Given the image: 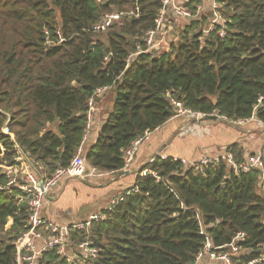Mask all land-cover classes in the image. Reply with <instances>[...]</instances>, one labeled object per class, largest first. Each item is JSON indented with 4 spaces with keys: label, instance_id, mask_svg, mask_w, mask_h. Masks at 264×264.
Returning a JSON list of instances; mask_svg holds the SVG:
<instances>
[{
    "label": "trees",
    "instance_id": "trees-1",
    "mask_svg": "<svg viewBox=\"0 0 264 264\" xmlns=\"http://www.w3.org/2000/svg\"><path fill=\"white\" fill-rule=\"evenodd\" d=\"M217 2L225 38L220 25L205 34L211 5L197 15L201 3L191 0L193 17L171 28L168 49L141 54L127 68L128 56L145 48L163 0H0V165H13L19 148L47 176L69 167L86 131L88 103L103 87H112V106L84 159L88 171L104 176L124 172L134 141L172 120L168 93L194 113L264 123V0ZM136 7L138 18L93 31L106 14ZM226 151L245 158L238 145ZM1 185L0 264H15L31 208L3 174ZM117 200L93 225L99 256L85 264H194L206 246L198 214L214 248L245 233L240 248L252 260L264 245L258 171L237 175L221 163L199 173L171 157L156 158ZM70 240L75 248L81 234L72 232ZM40 264L66 261L51 251Z\"/></svg>",
    "mask_w": 264,
    "mask_h": 264
},
{
    "label": "built area",
    "instance_id": "built-area-1",
    "mask_svg": "<svg viewBox=\"0 0 264 264\" xmlns=\"http://www.w3.org/2000/svg\"><path fill=\"white\" fill-rule=\"evenodd\" d=\"M106 1L108 0H101V2ZM190 2L191 0H163L162 8L155 22V27L145 36V48L142 49L138 47L137 52L128 56L126 59L127 68L136 57L141 54L168 49L171 34L168 25L172 19L187 22L193 17L192 12L188 8ZM220 9L221 5L217 0H214L211 7V21L204 32L206 35L214 32L217 29V25H220L221 29L218 35L223 39L226 37L227 33L225 28L226 21L221 16L219 12ZM203 12L202 5H198L197 15ZM139 15V7L129 12L122 11L106 14L96 23L93 27V31L96 33H104L115 24H120L126 19L131 20L138 18ZM58 36L60 37V42H63L60 33H58ZM47 45H52V42L48 41ZM109 57L110 56H107L105 61H109ZM111 90L112 87L98 89L94 97L89 101L87 125L83 141L78 147L76 155L72 159L69 167L57 169L51 176H47L44 170L41 167L37 169L31 163L29 156L24 154L19 148H17L18 155L15 157L13 165H0V175L3 174L5 176L7 187L22 191L24 199L31 208L29 230L24 233L16 243L17 257L15 264H40L41 261H44L45 255L51 251H55L57 255L66 261V264H85L87 261L93 262L98 259L99 250L95 248L91 242V229L94 224L105 219L104 213H93L89 218L69 225H59L45 220L42 215L45 203L50 195H52L56 189L61 190L66 182L74 179L86 182L92 177L98 175L102 176L95 168H91L88 171L85 164L84 153L85 145L94 123L95 107L97 104L96 99L105 98ZM168 97L174 107L172 120L187 119L188 121L196 120L199 122L206 117V115L194 113L185 108L183 103L172 97L170 93H168ZM211 116L217 117L216 121L224 122L238 128H244L252 121H255V118L230 121L225 116H220L218 113ZM259 124L264 130V123L259 122ZM188 128L189 125L183 127L182 132L187 131ZM150 135L151 134L148 133L137 139L132 146L126 150L124 171L130 170L138 148ZM156 158H160L161 160L169 159V157L159 155L151 159L149 163H153ZM173 159L175 161H180L185 167L193 168L199 173H204L205 167L209 165H219L221 163L227 165V167L237 175L258 171L260 173V180L264 182V141L261 150L255 153H245V158L242 161L237 160L233 153L227 151L214 157L204 155L196 162L177 158ZM146 173L147 171H144L142 176L146 175ZM2 189L3 187L1 185L0 191H2ZM117 202L118 200H113L107 210H111ZM197 216L200 224V234L205 236L206 246L198 255L194 264H264V245L259 250L258 258L246 260L252 252L240 248V244L246 239L245 233H238L231 243L214 248L210 238L205 234L208 228L202 224L200 215L198 214ZM72 232L81 234V240L75 248L71 247L70 238ZM240 260H242V262Z\"/></svg>",
    "mask_w": 264,
    "mask_h": 264
},
{
    "label": "crops",
    "instance_id": "crops-1",
    "mask_svg": "<svg viewBox=\"0 0 264 264\" xmlns=\"http://www.w3.org/2000/svg\"><path fill=\"white\" fill-rule=\"evenodd\" d=\"M199 1L204 11L210 5L212 7L214 0ZM110 99L111 95H107L96 104L94 123L87 146L85 145V152L87 150L86 147L93 146L97 141L98 132L105 122L112 106V100L110 103L108 102ZM220 123L224 122L204 120L197 122L196 120L188 121L187 119L170 120L165 126L153 132L140 145L132 166L129 171H126L127 173L125 175L118 174L94 177L86 182L77 179L66 182L61 190L56 189L48 198L44 206L43 218L60 225H69L89 218L92 213L103 210L109 202L104 204L102 197L98 201V199H95V195L89 198V193L86 190L90 187L88 183L92 181L93 183L91 184L94 185L93 188L95 189H105L110 185H114L116 188L115 194L118 195L112 198H120L133 186L136 174L151 159L159 155L196 162L204 155L210 157L221 155L232 145H238L240 148H244L245 153H255L261 150L264 141V130L256 119L244 128H238L227 123L224 124L228 127H224L219 125ZM187 125H189L188 130L182 132V128ZM203 133H205L204 135L212 134V136H209V139L201 142L203 137L201 139H197L196 137L202 136ZM69 198H72V200L68 201ZM72 202L74 206H72ZM81 205L87 206V211L91 212L86 213L80 218L77 215L74 216L71 211H74L72 207L77 211H83L81 210Z\"/></svg>",
    "mask_w": 264,
    "mask_h": 264
},
{
    "label": "rangeland",
    "instance_id": "rangeland-1",
    "mask_svg": "<svg viewBox=\"0 0 264 264\" xmlns=\"http://www.w3.org/2000/svg\"><path fill=\"white\" fill-rule=\"evenodd\" d=\"M187 22H185V21H179V20H175V19H172L171 21H170V23H169V25H168V27L170 28V30H171V28L172 27H175V26H183V25H185ZM108 95H112L111 93H109ZM112 98V97H111ZM111 100L112 99H110V100H108V102L110 103L111 102ZM181 121V120H180ZM219 125H221V126H224V127H228V126H226L224 123H220ZM220 127V126H219ZM201 129H204V128H201ZM225 129V128H224ZM205 133H203V135L202 136H199V137H196L197 139H201L202 137H203V139H202V141L201 142H203V141H205V139H209V136H212V134H210V135H204ZM194 137V138H195ZM199 143H200V141H199ZM200 145V144H199ZM101 175H98V176H95V177H100ZM101 177H104V175L103 176H101ZM92 178H94V177H92ZM91 178V179H92ZM80 181V180H79ZM91 183H93L92 181H91ZM91 183H88V185L90 186L89 188H87L86 190L88 191V193H89V198L90 197H93V195H95V199H98V201H99V199L102 197V202L105 204L106 202H109L105 207H104V209H106V208H108L110 205H111V203L113 202V200H117L118 198H112L113 196H117L118 194H115V190H116V188H115V186L114 185H110L109 187H107V188H105V189H95V188H93L94 187V185H92ZM112 198V199H111ZM110 199V200H109ZM72 200V198H69L68 199V201H71ZM87 202V201H86ZM72 204V206H74V203L72 202L71 203ZM91 206H93L92 204H91ZM72 209L74 210V211H71V212H73V214H74V216H78V217H83L86 213H89V212H91V211H87L88 210V207L87 206H84V205H81V210H83V211H77L74 207H72ZM103 209V210H104ZM103 210H101V211H103ZM101 211H96L95 213H98V212H101ZM93 214V213H92Z\"/></svg>",
    "mask_w": 264,
    "mask_h": 264
},
{
    "label": "water",
    "instance_id": "water-1",
    "mask_svg": "<svg viewBox=\"0 0 264 264\" xmlns=\"http://www.w3.org/2000/svg\"><path fill=\"white\" fill-rule=\"evenodd\" d=\"M202 120L204 121H216L217 120V117H214V116H206L204 117ZM127 172L124 171L123 173H121L120 175H125Z\"/></svg>",
    "mask_w": 264,
    "mask_h": 264
}]
</instances>
